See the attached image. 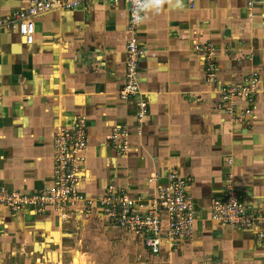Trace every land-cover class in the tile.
Masks as SVG:
<instances>
[{"label": "crops", "instance_id": "crops-1", "mask_svg": "<svg viewBox=\"0 0 264 264\" xmlns=\"http://www.w3.org/2000/svg\"><path fill=\"white\" fill-rule=\"evenodd\" d=\"M31 1L0 0V19ZM129 19L124 1L92 2L35 18L29 39L0 32V178L8 189L52 186L59 125L73 127L85 117L89 133L79 188L87 201L61 212L0 206V264H73L76 255L94 264H264L259 230L227 227L210 210L233 179L245 203L264 216V4L147 0L139 79L149 112L141 136L136 103L120 98ZM196 45L214 49L215 77L206 72L208 52ZM252 75L258 76L255 101H238L252 115L236 123L219 109V90ZM125 126L132 149L122 158L107 137ZM171 172L188 183L196 232L154 254L141 236L110 225L96 201L111 184L148 199Z\"/></svg>", "mask_w": 264, "mask_h": 264}, {"label": "built area", "instance_id": "built-area-1", "mask_svg": "<svg viewBox=\"0 0 264 264\" xmlns=\"http://www.w3.org/2000/svg\"><path fill=\"white\" fill-rule=\"evenodd\" d=\"M128 4L130 19L127 27L129 39L126 43V83L120 91L123 101H134L137 106L138 135H142L144 122L148 117L149 105L143 94L139 79V67L147 56L140 41V28L144 20L147 0H32L28 9L11 17L0 19V32L14 30L24 38L33 37L36 32L35 18L53 10H75L92 2ZM194 2V0H190ZM250 9L264 4V0H247ZM197 52H208L205 57L206 72L215 77L216 66L212 62L214 49L211 45H196ZM259 92L258 76L252 75L241 85L221 87L219 109L231 116L236 123L252 115V109H241L238 101H255ZM110 148L119 156L126 157L132 149L131 132L125 127L115 128L107 137ZM89 146L88 124L85 117H77L73 127L59 125L54 135L53 184L42 192L12 191L0 178V206L12 212H43L52 208L61 212L69 205L86 202L79 191L84 179L86 151ZM232 162V161H230ZM159 177L156 178V181ZM107 222L131 234L141 236L144 246L154 254H160L165 244L175 248L179 242L191 240L196 232L198 210L188 193V183L178 173L171 172L167 185L159 187L157 195L148 199L133 197L125 188L108 185L97 198ZM212 219L227 227L239 230H259L264 240V216L245 203L236 189L233 179L228 181L219 198L211 201Z\"/></svg>", "mask_w": 264, "mask_h": 264}, {"label": "rangeland", "instance_id": "rangeland-1", "mask_svg": "<svg viewBox=\"0 0 264 264\" xmlns=\"http://www.w3.org/2000/svg\"><path fill=\"white\" fill-rule=\"evenodd\" d=\"M103 215H104V213H103ZM104 217H105V215H104ZM73 264H94V263L90 262L89 259L86 260L85 258L80 257V255H76V257L74 258Z\"/></svg>", "mask_w": 264, "mask_h": 264}]
</instances>
